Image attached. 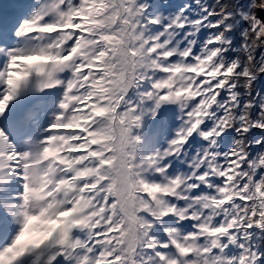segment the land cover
I'll return each instance as SVG.
<instances>
[{
  "label": "snow or ice",
  "instance_id": "snow-or-ice-1",
  "mask_svg": "<svg viewBox=\"0 0 264 264\" xmlns=\"http://www.w3.org/2000/svg\"><path fill=\"white\" fill-rule=\"evenodd\" d=\"M0 264H264V0H12Z\"/></svg>",
  "mask_w": 264,
  "mask_h": 264
},
{
  "label": "trees",
  "instance_id": "trees-1",
  "mask_svg": "<svg viewBox=\"0 0 264 264\" xmlns=\"http://www.w3.org/2000/svg\"><path fill=\"white\" fill-rule=\"evenodd\" d=\"M173 3H182L183 0H172Z\"/></svg>",
  "mask_w": 264,
  "mask_h": 264
},
{
  "label": "rangeland",
  "instance_id": "rangeland-1",
  "mask_svg": "<svg viewBox=\"0 0 264 264\" xmlns=\"http://www.w3.org/2000/svg\"><path fill=\"white\" fill-rule=\"evenodd\" d=\"M31 96H35V95H31ZM31 96L24 97V98H23V101H25V99H27V98H29V97H31ZM22 97H23V96H22ZM161 143L163 144V139L161 140Z\"/></svg>",
  "mask_w": 264,
  "mask_h": 264
},
{
  "label": "bare ground",
  "instance_id": "bare-ground-1",
  "mask_svg": "<svg viewBox=\"0 0 264 264\" xmlns=\"http://www.w3.org/2000/svg\"><path fill=\"white\" fill-rule=\"evenodd\" d=\"M1 5V4H0Z\"/></svg>",
  "mask_w": 264,
  "mask_h": 264
}]
</instances>
